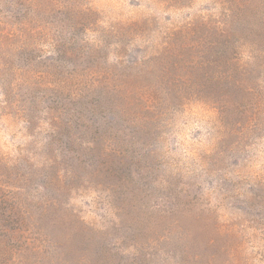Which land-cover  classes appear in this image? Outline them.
Returning <instances> with one entry per match:
<instances>
[{"label":"rangeland","instance_id":"374dc122","mask_svg":"<svg viewBox=\"0 0 264 264\" xmlns=\"http://www.w3.org/2000/svg\"><path fill=\"white\" fill-rule=\"evenodd\" d=\"M0 264H264V0H0Z\"/></svg>","mask_w":264,"mask_h":264}]
</instances>
